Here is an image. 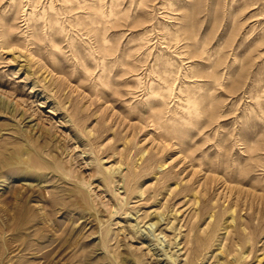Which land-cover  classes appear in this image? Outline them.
Returning <instances> with one entry per match:
<instances>
[{
	"label": "rangeland",
	"instance_id": "rangeland-1",
	"mask_svg": "<svg viewBox=\"0 0 264 264\" xmlns=\"http://www.w3.org/2000/svg\"><path fill=\"white\" fill-rule=\"evenodd\" d=\"M0 264H264V0H0Z\"/></svg>",
	"mask_w": 264,
	"mask_h": 264
},
{
	"label": "bare ground",
	"instance_id": "bare-ground-1",
	"mask_svg": "<svg viewBox=\"0 0 264 264\" xmlns=\"http://www.w3.org/2000/svg\"><path fill=\"white\" fill-rule=\"evenodd\" d=\"M21 155H22V152L21 151H17L16 153H14L12 155V158L10 157V159H7L6 162H4V164H6L5 166H10L12 168H16L20 171H24L26 166L21 162ZM24 207L22 206L18 212V217H19V220H23V217H24Z\"/></svg>",
	"mask_w": 264,
	"mask_h": 264
}]
</instances>
